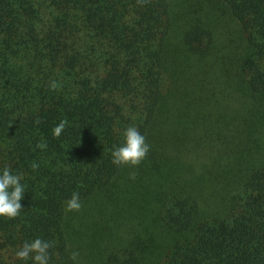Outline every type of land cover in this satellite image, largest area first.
Wrapping results in <instances>:
<instances>
[{"label":"trees","instance_id":"16d2710c","mask_svg":"<svg viewBox=\"0 0 264 264\" xmlns=\"http://www.w3.org/2000/svg\"><path fill=\"white\" fill-rule=\"evenodd\" d=\"M130 126L150 150L115 165ZM4 168L0 264L37 238L49 264H264V0H0ZM90 211L118 238L73 261Z\"/></svg>","mask_w":264,"mask_h":264},{"label":"clouds","instance_id":"9594fccd","mask_svg":"<svg viewBox=\"0 0 264 264\" xmlns=\"http://www.w3.org/2000/svg\"><path fill=\"white\" fill-rule=\"evenodd\" d=\"M50 87L55 90L59 85L53 81ZM36 123H40L39 119H37ZM67 123L66 120H62L54 127V137L58 138L62 134ZM37 147L45 149L47 144L42 141L37 144ZM149 150L150 146L146 143L145 136L136 127L130 126L124 132L123 145L116 147L111 153L112 163L118 166H138L145 159ZM31 166L34 170L39 167L36 163H33ZM135 176V172L130 173L131 179H135ZM21 179V175L13 174L8 168H4L2 173H0V216L13 219L20 214V210L22 209L21 200L25 193V187L21 183ZM80 208L79 193H73L72 197L66 201L65 210L67 212L79 211ZM53 246V242L37 238L30 243L25 242L23 247L16 252V257L21 260L31 258L34 264H49L51 259L49 250ZM78 256V252L71 254L73 261H76Z\"/></svg>","mask_w":264,"mask_h":264},{"label":"rangeland","instance_id":"374dc122","mask_svg":"<svg viewBox=\"0 0 264 264\" xmlns=\"http://www.w3.org/2000/svg\"><path fill=\"white\" fill-rule=\"evenodd\" d=\"M83 210L85 211V209ZM93 214L94 212L92 211H90L89 215L85 213L84 222L77 225V227L75 226V228L79 231V235L77 239L75 238V241L73 243V250L79 253L80 259H86L88 261H91L93 259L92 261L94 262L98 260V258H92L93 255L96 253V250L100 246L105 245V243H110V239L115 240L118 238L119 229L117 225L120 222L115 224L111 216V223L113 224L106 226V215L104 213H101L99 215L97 214V216H94ZM123 216L124 220H126V222L130 226L131 221L125 215H121L119 217L120 220L122 221L121 217ZM72 224H74V220L72 221ZM129 226L123 223L122 226L119 227H121L120 229H124L125 231L130 232V230L128 229ZM131 226L134 227L133 224ZM127 232L126 236H128ZM76 245H79V248Z\"/></svg>","mask_w":264,"mask_h":264}]
</instances>
